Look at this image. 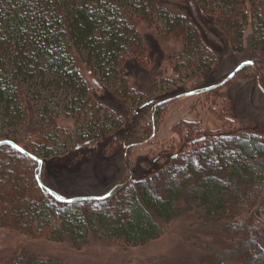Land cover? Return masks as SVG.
<instances>
[{"label": "trees", "instance_id": "trees-1", "mask_svg": "<svg viewBox=\"0 0 264 264\" xmlns=\"http://www.w3.org/2000/svg\"><path fill=\"white\" fill-rule=\"evenodd\" d=\"M187 4L184 0H0V140L9 138V128L26 121L32 101H46L53 89H66L67 96L77 93L81 98L90 89L87 69L102 77V97L118 93L125 101L141 100L122 69L128 57L141 61L148 53L140 25L182 41L176 70L211 71L213 48L226 40L233 51L243 50L249 25L253 47L264 48V0H188ZM203 14L209 17L205 29L198 22L205 19ZM246 65L241 64L235 76ZM111 81L118 88L113 93L108 90ZM164 101L157 102L160 112ZM69 102L71 108L85 103L75 97ZM47 107L41 118L47 117L49 127L37 122L45 134L37 156L42 163L14 137L11 140L24 151L0 145V163L6 169L0 175V227L34 239L67 241L76 250L99 234L109 241L122 239L141 246L159 238L168 222L202 205L204 215L220 224L223 239L230 244L217 249L208 262L187 264H264V238L254 217L257 204L264 206L263 133L243 129L203 135L174 154L151 157L150 172L127 178L108 196L71 202L59 198L41 179L45 159L66 147L56 133L58 113ZM98 108L94 125L86 132L98 127L101 135H109L101 128L112 125V115L102 104ZM149 125L153 132L157 122L151 120ZM83 132L80 128L65 135L76 143L83 140ZM125 133L124 127H116L113 136L121 142ZM8 264L63 263L53 256L39 258L24 248Z\"/></svg>", "mask_w": 264, "mask_h": 264}, {"label": "rangeland", "instance_id": "rangeland-1", "mask_svg": "<svg viewBox=\"0 0 264 264\" xmlns=\"http://www.w3.org/2000/svg\"><path fill=\"white\" fill-rule=\"evenodd\" d=\"M184 2L188 7V0ZM195 15L199 17L201 14L195 12ZM202 16L205 19L198 22L205 29L209 17L206 14ZM139 28L146 39L148 53L142 56L141 61L128 57L122 69L123 74L130 77V84L141 94V100L137 97L125 101L120 94L107 95V92V96L102 97V77L90 74L87 69L84 74L90 89L81 98L77 93L67 96L66 89H53L46 99L52 105L47 107L46 101H32L26 121L8 130L12 132L8 139L14 137L29 148L32 155L40 157L38 149L45 137L39 132L40 124L49 127L47 117L41 118L42 110L46 107L49 111L55 109L58 113L56 133L66 147L45 159L41 179L65 199L103 196L127 178L135 179L150 172L151 157L174 154L180 148L191 146L203 135L228 134L243 129L264 134V48L253 47L251 25L246 28L243 50L233 51L226 40L213 48L215 54L209 55L210 60L215 59L211 71L176 70L175 59L183 49L182 41L162 35L151 26L140 25ZM242 63H247L245 69L226 81L231 73L236 74ZM110 83L108 90L112 93L117 91L114 81ZM212 86L217 88L206 89ZM199 89L202 93H197ZM191 91L195 93L186 94ZM74 97L85 103L77 102L71 108L69 101ZM163 99L166 103L163 102L160 112L157 102ZM146 101L151 102L140 108ZM101 104L105 113L112 115V125L101 128V131L110 132L109 135H101L98 127L95 132H86L87 126L94 125V115ZM105 113L102 123L106 125ZM151 120L157 122L153 132L149 127ZM121 126L126 133L120 142L113 135L116 127ZM80 128L84 131L81 142L75 143L65 135ZM4 167L0 163V175L6 170ZM205 211L206 207L201 205L185 212L168 222L159 238L141 246L128 245L122 239L109 241L99 234L91 236L84 248L76 250L67 241L57 243L46 238L34 239L20 231L0 227V264H8L10 258L24 248L39 258L56 257L63 264L208 262L217 249L230 243L223 239L218 223L204 215ZM254 211L255 221L264 238L263 204L258 203Z\"/></svg>", "mask_w": 264, "mask_h": 264}, {"label": "water", "instance_id": "water-1", "mask_svg": "<svg viewBox=\"0 0 264 264\" xmlns=\"http://www.w3.org/2000/svg\"><path fill=\"white\" fill-rule=\"evenodd\" d=\"M233 76H234V72L231 73L229 77L231 78V77H233ZM213 87H215V86L208 87V88H206V89H211V88H213ZM191 93L193 94V93H195V91H191V92L186 93V94L188 95V94H191ZM3 144H7V145H10V146H12V147H15V148H17V149L20 150V151H24V149H23L21 146H19V144H17L16 142H14V141H12V140H10V139L0 140V145H3ZM31 156H32L33 159L39 161L40 163L43 162V160L40 159V158H38L36 155H31ZM131 175H132V173H131ZM108 195H109V193H107V194H105V195H103V196H101V197H94V196H78V197H73V198H70V199H67V200H68V201H71V202H72V201H76V200H94V199H97V198H103V197L108 196Z\"/></svg>", "mask_w": 264, "mask_h": 264}, {"label": "snow or ice", "instance_id": "snow-or-ice-1", "mask_svg": "<svg viewBox=\"0 0 264 264\" xmlns=\"http://www.w3.org/2000/svg\"><path fill=\"white\" fill-rule=\"evenodd\" d=\"M248 63H251V62L249 61ZM59 198H61V199H62V197H59Z\"/></svg>", "mask_w": 264, "mask_h": 264}]
</instances>
